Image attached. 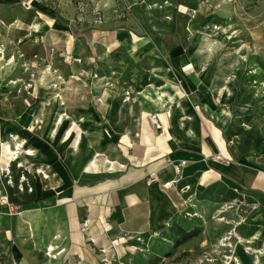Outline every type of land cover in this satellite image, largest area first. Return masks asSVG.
I'll use <instances>...</instances> for the list:
<instances>
[{
    "label": "crops",
    "instance_id": "0c3cea01",
    "mask_svg": "<svg viewBox=\"0 0 264 264\" xmlns=\"http://www.w3.org/2000/svg\"><path fill=\"white\" fill-rule=\"evenodd\" d=\"M151 38L162 43L175 74L170 75V89L159 97L167 112L160 118L163 126L155 118L159 129L152 118L157 109L164 110L148 103L147 95L137 116L148 114L151 120H132L131 111L129 119L121 117L120 105H114L107 118L93 116L90 111L95 108H81L90 115L82 113L61 131L62 116L42 139L28 130L34 122L43 124V117L38 122L26 120V115L3 120L0 192L16 208L24 207V195L33 194L37 207L14 216L0 203V256H8L11 264H102L104 258L112 263L155 264L159 258L164 264H187L196 253H204L209 242L199 227L198 236L175 246L182 237L178 228L186 234L196 230L187 229L178 185L169 188L183 164L188 165V174L198 176L200 189L207 186L210 208L224 204L229 208L234 197L236 206L240 203L234 211L252 206L248 217L240 215L233 222L239 225L233 253L240 264H264V91L259 94L244 82L248 62L242 57L225 56L223 60L233 65L220 72L209 65L220 56H209L193 45L188 51L181 45L168 48L158 34ZM109 86L113 92L119 88ZM107 107L101 104L96 109L104 112ZM2 112L0 108V116ZM168 125L176 127L168 141L170 151L165 146L162 154L154 153V128H164L162 139ZM18 144L20 157L11 162L4 146L15 149ZM5 162H10L9 176L1 172ZM154 168L165 185L148 182ZM139 236L150 239L149 252L126 249V240ZM49 247L54 251L47 254Z\"/></svg>",
    "mask_w": 264,
    "mask_h": 264
},
{
    "label": "rangeland",
    "instance_id": "374dc122",
    "mask_svg": "<svg viewBox=\"0 0 264 264\" xmlns=\"http://www.w3.org/2000/svg\"><path fill=\"white\" fill-rule=\"evenodd\" d=\"M25 1L0 0V50L4 52L0 55L4 58L0 61V125L18 115L37 122L43 117V124L34 122L28 130L42 139L62 116L61 131L80 119L82 113L90 115L81 108H95L90 111L93 116L103 114L107 118L114 105L121 106V117L129 119L131 111L132 120H151L148 114L137 116L141 102L147 101L144 95L149 97L148 103H156L164 110L159 97L167 91L165 88L170 89V75L175 74L168 66V53L163 51L162 43L149 37L148 32L161 36L168 48L181 45L188 51L193 45L209 56H220L217 63L213 57L214 62L209 64L220 72L233 65L223 60L225 56L244 58L248 62L244 82H250L259 94L264 91V0H35L31 7ZM35 26L38 29L33 31ZM9 61L11 66L7 65ZM109 85L119 88L113 92ZM101 104H108L106 111H97ZM157 113L163 126L160 118L167 112L157 109ZM175 128L166 126L167 137L162 139L159 135L164 128H154V153L162 154L165 146V151H170L168 141ZM15 143L20 141L16 139ZM187 168L188 165L181 166L171 187L178 185L187 229L201 227L209 242L206 251L196 253L187 264H223L220 242L239 226L233 223L238 216L248 217L252 206L243 205L242 211H234L240 206H236L234 197L229 208L228 204L210 208L207 186L202 184L200 189L198 176L188 174ZM155 169L152 174H156ZM24 197V207H15L14 212L37 209L32 204L33 194ZM228 219L232 220L230 226L226 225ZM41 226L43 233L45 225ZM155 237L152 239H159ZM149 241L132 237L126 240L125 247L128 251L149 252ZM234 257L238 262L231 264H240L235 254ZM211 259L213 262H209ZM105 261L108 258L102 264ZM1 262L11 264L8 256H2ZM111 264L130 263L117 260ZM155 264L164 261L157 258Z\"/></svg>",
    "mask_w": 264,
    "mask_h": 264
},
{
    "label": "built area",
    "instance_id": "2783aa9c",
    "mask_svg": "<svg viewBox=\"0 0 264 264\" xmlns=\"http://www.w3.org/2000/svg\"><path fill=\"white\" fill-rule=\"evenodd\" d=\"M34 1L35 0H26L25 2H26L28 7H31V5L34 3ZM0 52L4 53L3 50H0ZM156 125H157V128L159 129L160 126L157 123H156ZM177 170H179V168H177ZM1 172L5 176H9L11 173V171L9 169H5L4 171H1ZM158 180L159 179H158L156 174H151L150 179H149V183L150 184H156L159 182ZM24 182H25V179L23 178L22 184L19 186L21 191H24V187H23ZM9 183H11V182L9 181ZM0 203H1V205L8 207V209L10 211V213H9L10 215H19L20 214V213L14 212V210L16 208L10 204L8 197L6 195H2L1 192H0ZM83 229L84 230L88 229V222H85ZM238 239H239L238 235L235 233V231H232V232L227 233L223 237V239L221 240L220 247L223 249L224 254H222L221 252H219V253L222 254L223 264H231L233 261L235 263H237L238 260L234 257L233 252H234L236 242L239 241ZM50 251L51 250L48 249L49 254H50ZM105 262H107L105 264H111L110 261H105ZM209 262H213V260L211 259V260H209Z\"/></svg>",
    "mask_w": 264,
    "mask_h": 264
},
{
    "label": "bare ground",
    "instance_id": "6f19581e",
    "mask_svg": "<svg viewBox=\"0 0 264 264\" xmlns=\"http://www.w3.org/2000/svg\"><path fill=\"white\" fill-rule=\"evenodd\" d=\"M0 54H2V52H0ZM156 118V117H155ZM155 118L153 119V123L156 124L157 122L155 121ZM78 135V134H77ZM21 145H15V149H12L9 145H5L4 146V152H6L9 156H10V161L13 162V161H16L19 159L20 157V154H21ZM10 162H5L3 163V168L5 169H8V165H9ZM5 164V165H4ZM21 166V165H20ZM48 249H50V253L54 251V248L53 247H49ZM48 253V252H47Z\"/></svg>",
    "mask_w": 264,
    "mask_h": 264
},
{
    "label": "trees",
    "instance_id": "16d2710c",
    "mask_svg": "<svg viewBox=\"0 0 264 264\" xmlns=\"http://www.w3.org/2000/svg\"><path fill=\"white\" fill-rule=\"evenodd\" d=\"M148 34L150 35V37H156L157 36V34L154 32H148ZM178 232L180 233V235L182 237L178 242H176L175 246H179V245L189 241L190 239H193L194 237L198 236V234L200 233V230L196 229L193 232L186 234L182 228H178Z\"/></svg>",
    "mask_w": 264,
    "mask_h": 264
}]
</instances>
